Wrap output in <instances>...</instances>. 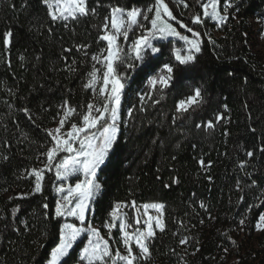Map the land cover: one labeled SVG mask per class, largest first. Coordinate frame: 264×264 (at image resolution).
<instances>
[{
    "label": "trees",
    "instance_id": "1",
    "mask_svg": "<svg viewBox=\"0 0 264 264\" xmlns=\"http://www.w3.org/2000/svg\"><path fill=\"white\" fill-rule=\"evenodd\" d=\"M165 2L177 25L200 33L201 52L196 62L179 65L172 53L181 42H155L159 59L146 55L134 69H118L127 74L120 133L97 172L101 191L88 221L104 234L116 203L160 202L165 231L156 234L150 258L140 264H264V237L255 236L264 214V56L248 47L249 22L264 21V0H220L219 10L226 14L220 26L203 17L196 0H185L186 8L178 0ZM87 3L96 15L65 26L52 21L42 0H0V264H48L64 223L51 218L58 200L55 168L45 172L42 194H19L32 191L31 170L44 167L48 132L62 114L60 106L67 101L81 112L94 99L85 84L93 65L98 67L91 56L106 47L97 42L102 32L96 26L109 15V5L146 9L154 0ZM197 13L203 22L192 24ZM166 62L176 65L169 88L142 103L139 94ZM196 88L203 103L178 113V102ZM217 113L224 119L215 121ZM209 119L213 129L196 127ZM73 122L81 124L75 115ZM184 238L188 242L180 244ZM83 244L82 239L73 247L68 264L79 263Z\"/></svg>",
    "mask_w": 264,
    "mask_h": 264
},
{
    "label": "snow or ice",
    "instance_id": "2",
    "mask_svg": "<svg viewBox=\"0 0 264 264\" xmlns=\"http://www.w3.org/2000/svg\"><path fill=\"white\" fill-rule=\"evenodd\" d=\"M178 2L185 8L188 7L185 0H178ZM42 3L47 6L52 21L65 22V26L69 20L78 21L81 17L96 15V8H89L87 0H42ZM196 3L203 9L204 18L215 19L220 24L225 23L226 17L218 11L220 0H196ZM148 13H152L151 18ZM176 20L177 17L173 15L165 0H154V3L146 9L137 7L125 9L109 5V15L105 16L103 22L96 26L102 32L98 36L97 42H106V47L98 49L91 56V60L96 64H101L103 71L101 73V69L94 64L92 71L88 73L89 79L85 87L95 93L94 99L98 97L99 103L89 102L81 112H77L76 108L69 106L67 101L60 106L63 109V114L61 116L59 112L57 113L58 116H61L59 126L48 132L50 146L43 153L46 157L44 167L31 170L29 176L34 178L32 191L19 194L20 198L42 194L45 172H50L53 168H55V177L59 181H67L76 177L77 182L74 186L69 184L66 187L61 183L56 188V191L62 195L61 199L55 202L54 215L51 218L65 222L59 226L58 243L50 252L48 264H68L66 258H70L74 245L82 236L87 240V245L79 251L80 264H140V261L147 260L151 256L150 244L156 236V229L161 233L165 231V223L162 218L165 204L152 202L142 205L143 216L146 218L141 220L140 215L133 217L136 226L143 223L144 227L141 229L133 227L128 222L127 212L121 211L122 208L128 207L136 209V202L132 201L130 205L116 203L109 213V220L103 226L109 230V235L112 229H118L126 253L122 254L119 249L113 252L109 240L101 235L98 228L87 222V214L91 211L90 204L94 202L97 194L101 191V185L97 182V172L105 164L120 133L119 110L127 74L121 75L118 69L124 67L132 70L137 66L136 62L143 63L145 61L146 55H152L153 59H159V56L155 54H161V48L155 46L154 40H167L171 37L184 42L186 48L183 50L174 48L172 53L174 60L179 65L196 62V54L201 52L198 39L200 33L194 31L192 27L178 22V26L186 29L194 38L183 35L170 22ZM145 21L148 24H145ZM202 22L199 13L192 16V24ZM137 28L141 29L142 33L132 40L129 53L121 47V43L122 41L127 42L129 33L134 32ZM11 36V32L5 34L6 44ZM86 47V45L79 46L80 50H84ZM175 67V64L166 62L155 75L148 79V90L139 94L142 103L146 98L152 99V93H162L163 90L169 88ZM201 92V88H196L193 95L180 100L176 111L181 114L187 113L190 108L202 104ZM160 99H163L162 95ZM153 103H159V100H154ZM24 111L28 110L24 109ZM74 115L79 117L82 123L80 125L72 123L70 130L62 134L65 124ZM175 119L176 117H173V123H175ZM214 119L218 122L224 119V116L217 113ZM196 127L213 129L215 124L212 119H209L203 124H197ZM153 142L155 143V141ZM61 153L65 155L60 156ZM247 155L251 157L253 153L249 151ZM57 157H59L58 161ZM200 163L203 164V161ZM243 166V164L240 165L241 168ZM209 179L211 178L209 177ZM173 182L178 181L174 180ZM237 186L239 187V185ZM243 199L241 196L240 200ZM42 207L48 209L49 205L44 203ZM201 207L204 205L201 204ZM149 210H154L156 215H151ZM45 218H50L47 212H45ZM68 218H72L78 223L68 222ZM244 223L243 219L240 220L241 225ZM256 227L264 230V214L259 215ZM187 242V238L179 241L180 244ZM133 245L138 251L134 252Z\"/></svg>",
    "mask_w": 264,
    "mask_h": 264
},
{
    "label": "rangeland",
    "instance_id": "3",
    "mask_svg": "<svg viewBox=\"0 0 264 264\" xmlns=\"http://www.w3.org/2000/svg\"><path fill=\"white\" fill-rule=\"evenodd\" d=\"M209 11H211V9H209ZM218 11L220 12V10H219V5H218ZM220 14H222V15H224V16L226 17V14H224V13L220 12ZM148 15H149V17L151 18L152 13H148ZM209 19L211 20V22L215 23L217 26H220V25H221L217 20L212 19V18H209ZM170 22L173 23V26H174V27H177V30L180 31L183 35H187V33H186L187 30H186V29H182V28H180V27L177 25V21H170ZM249 23H250V29H251V30H250V33H249V35H248V47H249V49H250V51L252 52L253 55H256V56H264V21H263V20L253 19V20H251ZM145 24H148V22L145 21ZM134 31H135V34L132 35V36L130 35L131 32L129 33V39H128L127 42H123V41H122V43H121V47H123V48H124L126 51H128L129 53H130V45H131L132 40L135 39L136 37H138L139 35H141V33H142V30L139 29V28L135 29ZM214 34L216 35V32H214ZM189 37H190V36H189ZM190 38H194V37H192V35H191ZM167 40H173V41L181 42V43H182V46H181V49H182V50H183L184 48L187 47V46L184 44V42L179 41L177 38H171V37H170V38L167 39ZM163 41H166V40H154L153 43L155 44V42H163ZM182 54H183V51H182ZM97 65H98L97 68H100V69H101V73H102V71H103V66H102L101 64H97ZM148 88H149V85H148V82H147V84H146V91L148 90ZM93 95H95V93H93ZM92 103H99V98L97 97L96 99H93ZM119 112H120V110H119ZM62 114H63V109H62ZM62 114H61V116H62ZM61 116L59 117V120H60ZM59 120L56 122V124H55L54 127H52L51 129H49V132L53 131L55 128H57V127L59 126ZM119 121H120V119H119ZM119 121H118V123H119ZM72 123H74V122H73V117L69 120L68 123L65 124L64 128L62 129V134H63V133H66L68 130H70V127H71V124H72ZM81 123H82V122H81ZM79 125H80V124H79ZM92 131H96V130H92ZM63 155H65V154H64V153H61V154H60V156H63ZM80 178L82 179L83 177L81 176ZM75 182H77V181H76V177H72V178H70V179L67 180V181H59V180H57V186H59L61 183H63L66 187H67L69 184H71V185L74 186ZM57 186H56V188H57ZM55 191H56V189H55ZM56 195H57V197H58V200L61 199V195H62V194H60V193H58V192L56 191ZM98 195H99V193L97 194L96 198L98 197ZM96 198H95V200H96ZM95 200H94V201H95ZM92 204H93V203L90 204V209H91V211L87 214V222H89V221H88L89 214H90V213L92 214ZM121 211H122V212H127V214H128V215H127L128 222L131 223V224L133 225V227H140L141 229L144 227L143 223H141V225H139V226H136V225H135V221H134V219H133V217H135L136 215H140L141 220H143V219L146 218V217L143 216L142 205L139 206V207H137L136 210H134V211H126V208H122ZM149 213H150L151 215H153V216L156 215V213H155L154 210H149ZM163 215H164V213H163ZM162 218H163V217H162ZM64 222H65V221H64ZM68 222H76V221H73L72 218H68ZM76 223H78V222H76ZM90 224H91V226L96 227V226H94L92 223H90ZM86 226H87V224H86ZM96 228H97V227H96ZM114 232H117V237H116V238L113 236V233H114ZM158 232H160V231H159L158 229H156V234H157ZM101 235H102L105 239H108V240H109V244H110V246L112 247L113 252H115L116 249H119V250L121 251L122 254H126V253H125V249H124L123 244H122L121 239H120V234H119L118 229H112L111 234L109 235V230H108L107 228H105V232H104V234L101 233ZM255 236L258 237V238H259V237H264V230H260V229H258V228L256 227ZM82 239L84 240V244H83V247H84V246L87 245V240L85 239L84 236H82V237L77 241V243H79ZM77 243H76V244H77ZM76 244H75V245H76ZM75 245H74V246H75ZM251 245H252L253 248H254V247L256 248V242H255V241H254L253 244H251ZM133 250H134V252H135V251H138V250L135 248L134 245H133ZM78 264H80V262H79Z\"/></svg>",
    "mask_w": 264,
    "mask_h": 264
}]
</instances>
